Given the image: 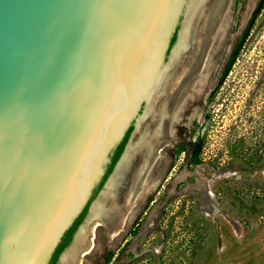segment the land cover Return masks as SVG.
<instances>
[{
  "label": "water",
  "instance_id": "obj_1",
  "mask_svg": "<svg viewBox=\"0 0 264 264\" xmlns=\"http://www.w3.org/2000/svg\"><path fill=\"white\" fill-rule=\"evenodd\" d=\"M191 1L0 0V264H49L133 123L93 224Z\"/></svg>",
  "mask_w": 264,
  "mask_h": 264
},
{
  "label": "rangeland",
  "instance_id": "obj_2",
  "mask_svg": "<svg viewBox=\"0 0 264 264\" xmlns=\"http://www.w3.org/2000/svg\"><path fill=\"white\" fill-rule=\"evenodd\" d=\"M257 2L229 1L202 61L195 92L170 123L166 145L157 148L141 172L143 185L119 229L110 234L95 219L55 264H264V164L238 159L227 163V155L217 166L212 164L217 147L239 117V133L264 139V6L224 83L209 98ZM205 113L209 119H204ZM204 132L208 143L201 162L195 163L193 141ZM191 219L198 222L197 234L186 226Z\"/></svg>",
  "mask_w": 264,
  "mask_h": 264
},
{
  "label": "bare ground",
  "instance_id": "obj_3",
  "mask_svg": "<svg viewBox=\"0 0 264 264\" xmlns=\"http://www.w3.org/2000/svg\"><path fill=\"white\" fill-rule=\"evenodd\" d=\"M194 1H191L187 11V17L190 12L192 14L186 30L182 32V43L174 52L168 67H164L158 75V101L154 102L155 108L147 112L145 120L134 133L128 153L117 173L110 179L103 197L91 207L89 220H101L110 234L119 229L123 217L125 219L135 203L143 185L141 172L149 167L157 148L165 143V135L169 133V125L175 114L188 96L195 92V82L199 77L202 61L220 28L230 0ZM86 230L83 225L79 232Z\"/></svg>",
  "mask_w": 264,
  "mask_h": 264
},
{
  "label": "trees",
  "instance_id": "obj_4",
  "mask_svg": "<svg viewBox=\"0 0 264 264\" xmlns=\"http://www.w3.org/2000/svg\"><path fill=\"white\" fill-rule=\"evenodd\" d=\"M264 6V0H258L256 3L255 8L252 11V14L250 18L248 19V22L242 32V34L239 36L237 39V42L223 68V71L219 77V80L216 84V86L211 90L209 94V98L213 99L215 97L216 92L219 90V88L222 86L224 83L226 77L228 76L229 72L231 71L232 66L234 65L237 55L243 45V42L245 41L246 37L249 34L250 29L253 26V23L255 22L259 12ZM176 39V32L171 38L169 49L171 48L172 44L174 43ZM168 49V50H169ZM246 109L248 108L245 106ZM210 114L205 113L204 114V119H209ZM241 117L237 121L231 124V127H229V131L227 133V136L222 139L220 142L221 146L219 148L217 147V154L213 156L212 158V164L214 166H217V163L219 159L223 155L228 156V161L227 163H231L233 160H240L242 162L249 163L251 165H258L261 166L264 164V139H258L257 135L251 134L250 136L245 137L244 134H241L238 132L239 127L243 126ZM254 119L252 117H248L247 121L252 122ZM212 124V123H211ZM211 124L208 125L211 126ZM133 129V123L129 125V127L126 129L122 139L118 142V144L114 147V149L111 151L109 155V162L106 164L104 173L101 177L100 182L94 187L92 194L81 210V212L78 214V216L74 219L72 224L65 230L63 233L53 255L50 260L49 264H55L57 261V258L60 254V252L66 247V245L69 244L72 234L74 230L77 228V226L83 221L87 210L88 206L91 202V200L96 196L98 191L101 189L104 181L108 177V175L111 173L116 161L118 160L119 156L121 155L124 146L127 142V139ZM208 143V138L206 135V132L202 133L197 137L195 141H193V148H192V153H191V160L195 163H200L201 158L200 155L202 154L203 148L205 144ZM203 218V217H202ZM187 220V219H186ZM185 220V221H186ZM194 219H191L190 223L186 224V226H189V230L193 231L195 234L198 233V222Z\"/></svg>",
  "mask_w": 264,
  "mask_h": 264
},
{
  "label": "flooded vegetation",
  "instance_id": "obj_5",
  "mask_svg": "<svg viewBox=\"0 0 264 264\" xmlns=\"http://www.w3.org/2000/svg\"><path fill=\"white\" fill-rule=\"evenodd\" d=\"M82 223V222H81ZM81 223L77 226V228L74 230V232H73V234H72V237H71V240H70V242H69V244L68 245H66V247L60 252V254H59V256H58V258L60 257V255L65 251V249L66 248H68V246L72 243V241H73V239H74V236H75V234H76V232H77V230H78V228H79V226L81 225ZM76 239V238H75ZM52 258V257H51ZM57 258V259H58ZM51 260V259H50ZM58 261V260H57ZM56 261V262H57ZM50 263V262H49Z\"/></svg>",
  "mask_w": 264,
  "mask_h": 264
}]
</instances>
